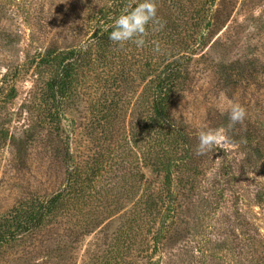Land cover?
Instances as JSON below:
<instances>
[{
    "label": "rangeland",
    "instance_id": "374dc122",
    "mask_svg": "<svg viewBox=\"0 0 264 264\" xmlns=\"http://www.w3.org/2000/svg\"><path fill=\"white\" fill-rule=\"evenodd\" d=\"M180 1L189 11L204 2ZM110 2L0 0V218L34 196L48 198L62 190L66 173L74 165L93 176V186L103 191L137 179L132 163L140 151L127 140L129 85L114 86L105 93L101 85H95L101 79L99 67L91 68V79L80 86L79 97L66 103L58 99V124L46 121L40 125L36 120L39 107L35 104L48 73L31 65V59L46 47L84 48L96 26L95 13ZM215 9L218 25H223L207 44L189 49V77L170 103V117L179 128L198 135L201 130L223 129L217 127L218 121L228 114L232 103H239L246 109L239 125L242 129L254 127L264 149V0H216ZM179 24L180 30L188 25L185 20ZM123 47L134 49L128 56L134 61V45ZM223 65L235 66L241 75L230 81L218 69ZM141 88L138 85L136 90ZM90 94L114 96L124 102L109 126L112 137L105 141L100 131L91 127L94 103ZM2 135H6L4 140ZM19 141L24 145L19 147ZM65 148L68 157H64ZM245 154L249 155L243 146L230 143L224 150L200 155L197 164L203 175L196 196L198 200L208 196L203 209L191 198L181 201V216L162 251L151 261L136 251L132 264H264V159L256 164ZM93 171L97 173L92 175ZM144 171L150 176V169ZM217 179H223L229 188L224 181L215 186ZM214 190L219 199L216 204L211 203ZM121 203L122 210L105 220L101 232L68 243L63 225L55 222L34 242L16 238L3 245L0 264L89 263L101 235L106 231L111 237L125 222L130 203L125 199Z\"/></svg>",
    "mask_w": 264,
    "mask_h": 264
},
{
    "label": "trees",
    "instance_id": "16d2710c",
    "mask_svg": "<svg viewBox=\"0 0 264 264\" xmlns=\"http://www.w3.org/2000/svg\"><path fill=\"white\" fill-rule=\"evenodd\" d=\"M215 1L204 0L197 9L189 11L180 0H155L157 17L163 27L150 24L149 36L145 37L143 47H137L131 41L125 43L133 44L136 48L134 61L128 59L134 49L110 41L108 36L111 28L104 31L123 12L130 0H111L110 4L95 13L96 26L93 27L86 49L58 50L46 47L31 59V65L42 70V73H48L35 104L39 107L36 120L40 125L46 121L59 123L57 107L60 100L66 103L80 94V86L91 79L89 72L92 67L101 69V79L95 85H101L105 93L114 86L129 85L125 103V106L131 105L127 140L140 151V154H135V162L132 163L137 179L134 182L128 180V186L123 184L103 191L93 186V176L77 170L74 165L66 173L62 190L48 198L34 196L29 201L19 203L9 215L0 218V248L10 241L14 242L16 238L34 242L55 222L63 225V237L68 243L78 242L97 230L101 232L105 220L112 219L122 210L121 199H125L130 203L125 222L111 237L106 231L101 235L99 240L103 241L95 243V250L87 264H132L131 259L136 251L139 256L151 261L158 250L159 253L162 251L172 234L181 216V201L191 198L197 208L203 209L208 196H202L205 200H198L196 196V189L202 182L199 176L203 175L202 168L197 164L200 157L196 155L198 135L179 128L170 117L169 107L189 77L186 66L192 54L189 49L204 42L207 44L223 25H218V10H212ZM182 20L188 25L180 30L179 21ZM157 45L159 51H156ZM218 69L230 81L241 75L233 65L219 66ZM138 85L142 87L141 91L136 90ZM10 92L12 97L13 89ZM89 96L94 103V123L91 127L99 130L105 141V137H112L109 126L124 102L121 103V99L114 96ZM228 125V114H225L217 127L226 131L232 144H240L248 151L249 155H245L251 162H262L263 143L256 129H242L239 123L232 128ZM234 134L236 139L233 138ZM5 137L2 135V140ZM20 142L19 147L24 145V142ZM118 143L122 144L120 140ZM64 157H68L66 148ZM124 160H116V163H123ZM145 169H150V176L145 173ZM96 173L93 171L92 175ZM224 173L227 174L226 171ZM223 181L217 179L215 186L221 185ZM224 186L228 187V183L225 182ZM216 190L218 192L220 188ZM217 192L214 190L213 195L210 194L212 204L219 201L214 196ZM221 193L217 196H222Z\"/></svg>",
    "mask_w": 264,
    "mask_h": 264
},
{
    "label": "clouds",
    "instance_id": "9594fccd",
    "mask_svg": "<svg viewBox=\"0 0 264 264\" xmlns=\"http://www.w3.org/2000/svg\"><path fill=\"white\" fill-rule=\"evenodd\" d=\"M150 24H160L155 0H130L123 12L114 18L113 23L105 27L104 31H108V28L112 29L108 39L118 46L122 47L126 42L131 41L137 47H143ZM160 27L162 28L163 25L160 24ZM83 47L86 49L87 45L84 44ZM156 51H159L158 45ZM245 117L246 109L239 103H232L228 109V127L232 128L237 123H243ZM197 139L196 155H205L215 149L224 150L231 143L223 129L201 130Z\"/></svg>",
    "mask_w": 264,
    "mask_h": 264
}]
</instances>
